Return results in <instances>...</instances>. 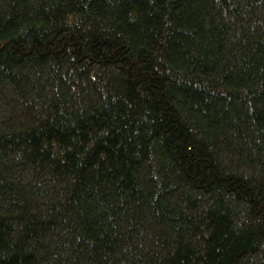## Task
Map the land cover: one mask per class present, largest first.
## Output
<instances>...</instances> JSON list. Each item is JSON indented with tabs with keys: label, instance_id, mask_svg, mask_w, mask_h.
<instances>
[{
	"label": "trees",
	"instance_id": "16d2710c",
	"mask_svg": "<svg viewBox=\"0 0 264 264\" xmlns=\"http://www.w3.org/2000/svg\"><path fill=\"white\" fill-rule=\"evenodd\" d=\"M0 264H264V0H0Z\"/></svg>",
	"mask_w": 264,
	"mask_h": 264
}]
</instances>
